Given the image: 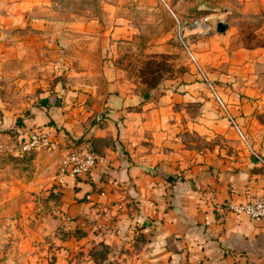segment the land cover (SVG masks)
Wrapping results in <instances>:
<instances>
[{
  "label": "rangeland",
  "instance_id": "374dc122",
  "mask_svg": "<svg viewBox=\"0 0 264 264\" xmlns=\"http://www.w3.org/2000/svg\"><path fill=\"white\" fill-rule=\"evenodd\" d=\"M30 1L35 4L26 15L32 24H20L4 37L0 26V42L12 43L24 34L37 48L24 56H4L0 50V115H28L40 105L41 92L52 93L56 84L68 83L89 93L81 102L76 96L79 104H73L92 111L81 121L86 133L105 116L104 106L94 100L96 92L101 88L106 93V84L120 82L142 98L136 109L152 102L180 121L187 147L233 148L221 115L174 36V19L162 0ZM165 1L187 25L185 39L199 63L236 115L246 116L241 112L246 98L264 94V0ZM196 17H206L208 26L191 27ZM219 21L228 24L221 32ZM256 116L264 121V110ZM2 123L0 264H129L128 246L101 239L105 232L97 218L71 217L73 197H66L67 181L58 177L69 173L67 167L62 170L64 158L81 151L101 154L102 137L85 139L81 134L64 142L47 128V145L24 149L29 133L42 130H30L25 138L16 130L18 121L12 127ZM243 124L247 128L246 120ZM57 129L55 134L63 131ZM136 236V244L144 241L140 233Z\"/></svg>",
  "mask_w": 264,
  "mask_h": 264
},
{
  "label": "crops",
  "instance_id": "0c3cea01",
  "mask_svg": "<svg viewBox=\"0 0 264 264\" xmlns=\"http://www.w3.org/2000/svg\"><path fill=\"white\" fill-rule=\"evenodd\" d=\"M34 4L0 0V26L5 30L1 37L20 24H32L26 13ZM24 37L1 41L3 55L24 56L37 49ZM199 84L222 117L223 130L232 139L230 151L187 147L180 121L171 120L174 116L152 102L136 109L142 98L120 82L106 84V93L101 88L96 92L94 100L101 109L104 106L105 116L86 133L81 121L92 111L73 104L89 93L73 90L68 83L56 84L52 93L41 92L40 105L28 115H0V123L12 127L18 121L16 130L25 138L30 130L47 128L59 141L81 134L85 139L102 137L103 149L93 167L76 176L60 172L58 177L67 181L66 197H73L71 217L81 213L97 218L96 225L105 232L101 239L128 246L129 264H264V220L229 208L230 203L246 202L263 192V169L201 80ZM217 90L226 101L219 86ZM258 97L242 103L246 116H237L226 104L252 145L264 153V121L256 116L264 110V94ZM59 127L63 131L55 134ZM137 233L144 241L136 244ZM125 234L131 239H123Z\"/></svg>",
  "mask_w": 264,
  "mask_h": 264
},
{
  "label": "built area",
  "instance_id": "2783aa9c",
  "mask_svg": "<svg viewBox=\"0 0 264 264\" xmlns=\"http://www.w3.org/2000/svg\"><path fill=\"white\" fill-rule=\"evenodd\" d=\"M162 1L165 4L171 17L174 19L176 27L174 36L179 42V45L181 46L182 50L186 54L189 63L193 66L197 77L203 82V84L210 92L212 98L214 99L216 105L223 111L226 118L230 121L232 127L238 135L239 140L245 145L250 155L253 156L255 160L259 163V165L263 168L264 174V153L260 152L249 141L247 134L242 128V126L235 120L234 116H232V114L230 113L225 100L218 92L217 87L213 82L212 78L204 69V67L199 63L194 51L185 39L184 29L187 25L182 22V20L179 18L174 9L165 0ZM205 20H207L206 17L192 18L189 22V25L193 28L204 29L208 26ZM48 143L49 140L46 132L32 131L29 133V136L27 140L24 141L22 147L24 149H27L40 144L47 145ZM50 145L53 146V143H51ZM96 160L97 157L93 152L81 151L77 154H73L71 157L64 158V167H62V170H65V168H68L69 166V172L73 175L87 172L91 167L95 165ZM229 208L234 212H242L250 217H256L264 220V190L261 194L254 198H251L246 202L230 203Z\"/></svg>",
  "mask_w": 264,
  "mask_h": 264
},
{
  "label": "water",
  "instance_id": "95a60500",
  "mask_svg": "<svg viewBox=\"0 0 264 264\" xmlns=\"http://www.w3.org/2000/svg\"><path fill=\"white\" fill-rule=\"evenodd\" d=\"M226 28H227V23L226 22L219 21L217 23V26H216L217 31L221 32V31L225 30Z\"/></svg>",
  "mask_w": 264,
  "mask_h": 264
},
{
  "label": "trees",
  "instance_id": "16d2710c",
  "mask_svg": "<svg viewBox=\"0 0 264 264\" xmlns=\"http://www.w3.org/2000/svg\"><path fill=\"white\" fill-rule=\"evenodd\" d=\"M263 169V168H262Z\"/></svg>",
  "mask_w": 264,
  "mask_h": 264
}]
</instances>
